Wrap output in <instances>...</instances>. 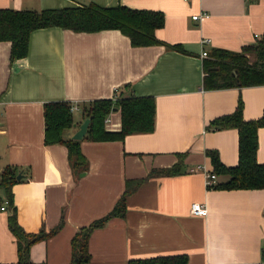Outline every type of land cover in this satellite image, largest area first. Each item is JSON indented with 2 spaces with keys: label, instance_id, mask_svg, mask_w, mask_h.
Returning a JSON list of instances; mask_svg holds the SVG:
<instances>
[{
  "label": "crops",
  "instance_id": "obj_1",
  "mask_svg": "<svg viewBox=\"0 0 264 264\" xmlns=\"http://www.w3.org/2000/svg\"><path fill=\"white\" fill-rule=\"evenodd\" d=\"M87 4L163 14L164 26L155 31L162 44L133 47L117 30L49 27L33 31L26 56L11 60L10 42H0V182L8 168L13 181L11 203L0 210V264L17 262L8 227L13 213L26 234L61 223L55 235L30 247L29 256L32 264H69L72 239L107 215L134 181L141 183L126 197L125 216L90 233L84 264L181 255L187 264H263L264 190L209 189L204 174H213L208 150L226 167L238 163L237 131L214 130L210 122L233 113L239 100L245 121L259 119L264 85L205 89L203 61L212 50L239 53L259 40L264 0H0V9L40 12ZM200 14L207 17L192 20ZM131 95L153 100L151 132L112 142L83 137V170L71 167L63 144L45 145L46 104L79 109L62 135L69 140L86 120L82 107ZM120 127L113 108L105 128ZM256 160L264 164V128L257 131ZM175 167L174 176L147 178L152 170ZM215 176V184L227 179ZM5 197L0 183V205ZM193 204L205 207L206 216L193 215Z\"/></svg>",
  "mask_w": 264,
  "mask_h": 264
},
{
  "label": "trees",
  "instance_id": "obj_2",
  "mask_svg": "<svg viewBox=\"0 0 264 264\" xmlns=\"http://www.w3.org/2000/svg\"><path fill=\"white\" fill-rule=\"evenodd\" d=\"M164 26V16L158 12L136 11L125 7L106 8L87 4L78 8L61 10L16 11L0 9V42H10V58H24L28 50L30 34L49 27H58L73 32H99L117 30L125 35L131 46L146 47L161 45L155 31ZM179 49L177 46L171 47ZM253 56L254 61H250ZM203 86L205 89H225L231 87H252L264 85V37L251 46H245L239 53L212 50L203 61ZM66 102L48 103L44 106V143L45 145L63 144L68 151L71 167L84 169L86 162L79 150V141L64 140L63 132L72 127L74 120ZM113 108H118L121 127L118 132L107 131L105 120ZM84 119H90L85 139L93 142L122 141L135 133H149L154 124V103L151 98L133 95L111 100H96L81 108ZM243 104L239 100L233 113L220 116L210 122L214 130L235 129L238 134V163L234 167L224 166L214 150H208V157L213 174L226 177V181L215 184L209 189L220 190H264V164L256 160L257 131L264 128L263 115L253 121L243 119ZM178 168L152 170L147 178L174 176ZM11 169H6L1 176L7 204L11 203ZM141 181L127 182L125 192L113 209L104 217L92 222L78 233L71 242V261L69 264H84L90 259L88 238L90 233L104 226L112 218L125 216L126 197L134 191ZM8 227L17 242V262L14 264H32L29 256L30 247L46 241L61 227V223L49 232L26 234L18 225L13 213L8 219ZM129 264H187L185 255L130 261ZM264 264V263H263Z\"/></svg>",
  "mask_w": 264,
  "mask_h": 264
},
{
  "label": "built area",
  "instance_id": "obj_3",
  "mask_svg": "<svg viewBox=\"0 0 264 264\" xmlns=\"http://www.w3.org/2000/svg\"><path fill=\"white\" fill-rule=\"evenodd\" d=\"M184 2H187L188 0H183ZM200 17H207V14H200V15H195V16H192V20H198ZM263 36H258V35H255V39H261L263 38ZM201 56L202 57H206L207 54L206 52H202L201 53ZM70 111L71 112H77L79 111V109L76 107V106H72L70 108ZM205 184L207 187H211L215 184L216 182V176L214 174H211V173H205ZM7 205V202L4 201L1 205H0V210L1 211H4L5 210V206ZM191 213L195 216H200V217H204L206 216L207 214V210L205 207H203L202 205L200 204H193L191 206Z\"/></svg>",
  "mask_w": 264,
  "mask_h": 264
},
{
  "label": "water",
  "instance_id": "obj_4",
  "mask_svg": "<svg viewBox=\"0 0 264 264\" xmlns=\"http://www.w3.org/2000/svg\"><path fill=\"white\" fill-rule=\"evenodd\" d=\"M90 122V119H86L79 127V130L74 134L73 140H81L85 135L87 131L88 124ZM76 125H74L75 127Z\"/></svg>",
  "mask_w": 264,
  "mask_h": 264
},
{
  "label": "rangeland",
  "instance_id": "obj_5",
  "mask_svg": "<svg viewBox=\"0 0 264 264\" xmlns=\"http://www.w3.org/2000/svg\"><path fill=\"white\" fill-rule=\"evenodd\" d=\"M249 58L251 62L254 61L253 56H250ZM74 116L77 117L78 115L75 114Z\"/></svg>",
  "mask_w": 264,
  "mask_h": 264
}]
</instances>
